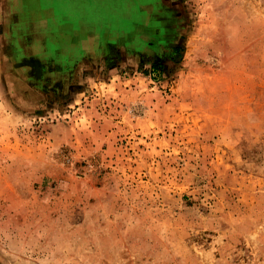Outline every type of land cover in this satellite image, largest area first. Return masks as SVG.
<instances>
[{
	"label": "rangeland",
	"instance_id": "374dc122",
	"mask_svg": "<svg viewBox=\"0 0 264 264\" xmlns=\"http://www.w3.org/2000/svg\"><path fill=\"white\" fill-rule=\"evenodd\" d=\"M0 264H264V0H0Z\"/></svg>",
	"mask_w": 264,
	"mask_h": 264
},
{
	"label": "trees",
	"instance_id": "16d2710c",
	"mask_svg": "<svg viewBox=\"0 0 264 264\" xmlns=\"http://www.w3.org/2000/svg\"><path fill=\"white\" fill-rule=\"evenodd\" d=\"M156 68V67H155Z\"/></svg>",
	"mask_w": 264,
	"mask_h": 264
}]
</instances>
